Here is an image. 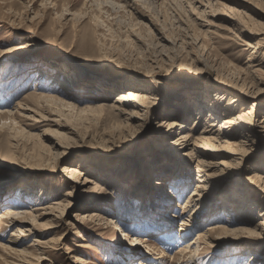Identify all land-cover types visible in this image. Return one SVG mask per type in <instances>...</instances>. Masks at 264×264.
<instances>
[{
  "label": "rangeland",
  "instance_id": "rangeland-1",
  "mask_svg": "<svg viewBox=\"0 0 264 264\" xmlns=\"http://www.w3.org/2000/svg\"><path fill=\"white\" fill-rule=\"evenodd\" d=\"M262 32L264 0H0V220L9 202L35 216L54 208L24 236L2 219L0 264H264V128H255L241 163L203 189L193 218L185 203L201 172L180 140L209 128L192 124L202 120L196 102L216 100L221 77L246 76L248 58L264 54ZM260 74L248 103L257 102V123ZM130 86L151 99L140 119L122 124L112 102ZM232 98L221 120L247 100L226 109ZM181 102L183 115L171 109ZM80 162V182L91 180L81 187L66 173ZM20 192L34 202L17 200ZM140 222L148 225L139 230ZM215 224L237 231H207ZM204 232L212 236L195 262L190 254L178 261L183 244ZM12 238L22 242L18 252L2 247Z\"/></svg>",
  "mask_w": 264,
  "mask_h": 264
},
{
  "label": "bare ground",
  "instance_id": "bare-ground-1",
  "mask_svg": "<svg viewBox=\"0 0 264 264\" xmlns=\"http://www.w3.org/2000/svg\"><path fill=\"white\" fill-rule=\"evenodd\" d=\"M184 1L186 0H177V3L180 5ZM255 34L260 35L258 31L255 32ZM261 35H264V32H262ZM251 38H253V36H251ZM256 47H258V45ZM263 69H264V54L260 59L255 58L254 56L251 55L247 61V70L244 71L246 76H237L234 79L221 77L222 79L221 84H223L224 86H219L218 91H220V93L218 94L216 93V97H215L216 100L214 101L211 100L213 102H211L210 105L203 104L200 101L196 102V106H195L196 114L199 115V119L202 118V120L201 121L195 120V122H192L193 125L197 124L196 127L199 126L201 123H204V124L209 123V126H208L209 128H214L215 126H219L218 129L210 130L209 128L208 129L204 128L201 131V134L196 139L189 138L191 137V134H188V133L187 134L182 133L180 135L181 136L180 140L182 144H184L183 146L189 150L188 155H190L193 158L194 157L197 158L198 168L200 169V172H201L199 174L200 179H198V183L196 184L197 185L196 189L191 192V196L189 197V200L187 201V203H185L186 206L190 204V206H192L193 208V212L190 215L191 218H193V216L196 213H199L204 207L202 200L197 199L199 196L203 195L202 193L203 189H205L207 185L211 184L213 180L215 181L217 178L215 175L219 174L220 171H223V169H225L226 166L228 165L231 166L234 164L238 165V163H241L239 161H241V159L243 160V156H244L243 151H245L246 146L254 143V140H256L255 128H258V127L264 128V119L259 123H257L255 120L257 102L255 101L254 103H251L252 105L250 106L248 104L249 102H251V99L258 98L257 96L260 93L259 88H261V85H262V83L260 84V81L258 80V78L261 75L260 73L262 72ZM247 74L248 76H251L252 79L250 78L248 80ZM132 79L136 84H138L139 81L141 80L137 77L136 78L134 77ZM186 86L187 85H184V87ZM167 90L172 91L170 88H167ZM150 95H148L147 93H144L143 90H138L137 88H135V86H130L125 92H121L114 98L115 100L114 102H112L113 103L112 105L115 107H112L111 109L113 112V115L122 124L135 123L136 120L140 119L141 115L146 111L147 106H149L148 103H150V99H151ZM231 96L233 98L232 100H230V102L227 105H225L226 109H228V107L230 106H233L232 104L233 102H236V104L237 103L239 104L240 100H243L246 97H247V100L242 106H236L237 107L236 109L239 108L238 110L228 109V110H232L230 114L227 113V115H229V118H225L221 120V117L219 116L220 114L219 111L222 110L224 104L226 103V102L224 103V101H226L227 97H231ZM208 97L209 95H207L206 97L202 96V99H205ZM182 105L183 103L181 102L176 108V110H174V107H171V109L183 115L187 108L181 110ZM235 110L239 112L238 114L236 115L234 114V116H232L231 113H234ZM178 119L179 118L173 119V121L169 125L177 124L175 121ZM219 120H221L222 122H220V124L217 125L216 122ZM188 121L191 122V119H188ZM183 127H185V125H183ZM171 130H172V127H170L169 131ZM64 153L65 152L57 156L56 160H59V158ZM239 155H242V157H240ZM82 164L83 162H80L79 166H70L66 168V173L68 174L67 178L69 180L74 179V182H76L75 185H79L78 183H80V185L81 184L84 185L86 184V182H91L90 179H86L85 181L80 182L81 177L83 175V169L82 170L80 169V166ZM232 175H235V174H230L229 176H232ZM254 177H252V180H251L252 184L256 186L261 184V181H260L261 177L258 174H256V176ZM235 186L236 188H238L236 184ZM175 188H176V185H175ZM239 190L241 191V187L239 188ZM29 195L30 194H25V193L20 192L17 196V200L21 201L22 203H29V202L33 203L34 200L31 199V196ZM9 203H10L9 205H12V206L8 207L5 210L6 212L1 216L0 228L3 225H5V222L2 219L8 216L11 219L10 224L13 227L17 226L16 233L18 232L22 236L25 235L23 232L28 228L27 226L28 223H34L35 219L51 215L52 214L51 211L54 210V208H42V209H39L41 210V212L39 211V214L35 216L34 214H31L27 210L22 209L23 207H20V205H14L11 202ZM255 205H257L256 202H254L253 204L251 203V205L248 206L247 209H250V211L253 212L256 208ZM225 210H227V206L225 207ZM123 215L125 216L123 219H126L127 214H122V216ZM86 217H88L90 221H95V220L100 221L99 218L101 216L98 215V213H93V214L91 213L89 215L87 213L82 218H86ZM236 217L239 218L240 216L239 217L236 216ZM247 220L248 219H245L242 222H246ZM233 221H236V220H233ZM187 223L188 222L186 220L184 221L182 225H187ZM143 225L147 226L148 223L140 222V225H138L140 228L137 226L139 230L141 228H144ZM207 231H214V233L221 232V233L228 234V233L236 232L237 230L236 231L231 230L228 228V226L225 227V226L216 225L213 228H209ZM210 236H212L210 232L200 233L197 239L192 241V243H188L187 245L183 244L184 247H182L179 250L177 257H176L178 258V261L182 259L186 261L187 255L190 254L189 262H195L196 255L199 253V249L201 247V242H203V240L207 241ZM127 237L129 238V235H127ZM133 241H135L136 244H139L142 246L144 245V247H146L148 250H151V251L153 250V247L150 244L145 245V243L149 242L148 239L146 238H143V239L137 238V239H134ZM42 244L48 245L47 242L45 243L43 242ZM20 246H22V242H20L18 238L17 239L12 238L9 241V246H2V247L5 251L14 250V252H18V247ZM13 248H16V249H13Z\"/></svg>",
  "mask_w": 264,
  "mask_h": 264
}]
</instances>
